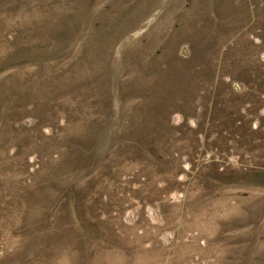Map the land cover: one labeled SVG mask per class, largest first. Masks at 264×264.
Masks as SVG:
<instances>
[{"label": "rangeland", "instance_id": "obj_1", "mask_svg": "<svg viewBox=\"0 0 264 264\" xmlns=\"http://www.w3.org/2000/svg\"><path fill=\"white\" fill-rule=\"evenodd\" d=\"M0 264H264V0H0Z\"/></svg>", "mask_w": 264, "mask_h": 264}]
</instances>
